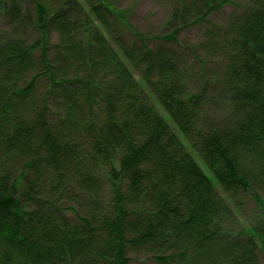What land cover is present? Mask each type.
Returning <instances> with one entry per match:
<instances>
[{"label":"trees","instance_id":"1","mask_svg":"<svg viewBox=\"0 0 264 264\" xmlns=\"http://www.w3.org/2000/svg\"><path fill=\"white\" fill-rule=\"evenodd\" d=\"M23 1L0 0V264H262L264 218L234 229L247 197L264 217V0H156L155 35L116 0Z\"/></svg>","mask_w":264,"mask_h":264},{"label":"rangeland","instance_id":"2","mask_svg":"<svg viewBox=\"0 0 264 264\" xmlns=\"http://www.w3.org/2000/svg\"><path fill=\"white\" fill-rule=\"evenodd\" d=\"M23 0H20L22 2ZM249 0H230L231 4L226 5L216 16H213L214 20H219L222 16L226 17L228 14L234 13L237 10L238 5H245ZM22 7L24 9H31V6L27 0H24ZM115 5L123 10H127L128 18L132 26L141 30L142 32H150L152 34H157L161 31L163 22L168 13V4L165 2H160L156 0H116ZM200 30L195 28L186 34H182L180 39L189 41L191 44H194L200 39ZM51 42L55 41V36H51ZM138 79V76H136ZM191 153V151H190ZM192 155L196 158L199 166L203 170L204 167L200 163L199 159L195 156L194 153ZM220 196L224 199H227L226 196L217 189ZM260 196H262L264 201V191L260 189L258 192ZM233 211V206H230ZM237 217V225L234 230L238 228H243L247 226L257 227V224H260L262 214L256 207L253 201L247 197L244 201V204L241 205L240 211H235ZM264 264V259L261 262Z\"/></svg>","mask_w":264,"mask_h":264}]
</instances>
